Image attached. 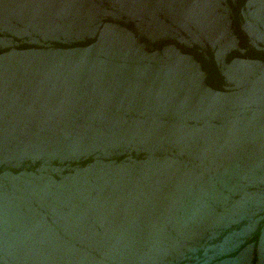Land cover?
<instances>
[{
    "label": "water",
    "instance_id": "water-1",
    "mask_svg": "<svg viewBox=\"0 0 264 264\" xmlns=\"http://www.w3.org/2000/svg\"><path fill=\"white\" fill-rule=\"evenodd\" d=\"M0 264H264V0H0Z\"/></svg>",
    "mask_w": 264,
    "mask_h": 264
}]
</instances>
